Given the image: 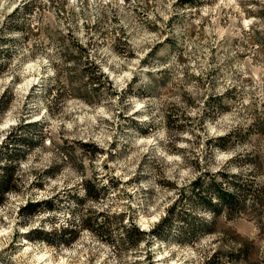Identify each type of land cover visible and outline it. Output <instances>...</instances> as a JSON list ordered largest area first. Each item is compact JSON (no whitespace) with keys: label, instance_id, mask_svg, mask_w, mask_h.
Masks as SVG:
<instances>
[{"label":"rangeland","instance_id":"374dc122","mask_svg":"<svg viewBox=\"0 0 264 264\" xmlns=\"http://www.w3.org/2000/svg\"><path fill=\"white\" fill-rule=\"evenodd\" d=\"M28 1L0 0V49L16 9L23 29L0 57V145L20 126L39 138L0 207V264H202L214 253L245 264L229 257L241 244L260 264L264 203L215 218L190 244L149 236L114 249L82 230L54 248L26 236L85 210L147 234L174 204L208 222L184 194L218 173L241 176L264 201V0H36L25 14ZM84 180L104 185L98 202H74ZM42 201L55 209L19 216Z\"/></svg>","mask_w":264,"mask_h":264},{"label":"trees","instance_id":"16d2710c","mask_svg":"<svg viewBox=\"0 0 264 264\" xmlns=\"http://www.w3.org/2000/svg\"><path fill=\"white\" fill-rule=\"evenodd\" d=\"M180 1L187 6H193L195 3L194 0ZM49 2L51 5L56 3L54 0H50ZM35 3L36 0L27 2V5L22 8L25 14L32 12V10L28 8V5H33ZM17 12L18 10L16 9L14 13L8 17L9 21H12L8 22L9 24L6 23V33L8 36L1 41L5 48L0 49V57L7 56L9 53L6 45L13 41L10 36L19 31L23 32V29L18 28L13 22ZM77 47L79 50L85 51L82 47ZM84 63L89 64L92 62L85 61ZM1 67H3V64H0V70ZM214 109L216 108L214 107ZM168 119L169 116L166 117V120L167 126L171 129L172 124ZM21 130L22 127L20 126L11 131L0 145V207L5 204L9 194L18 192V186L19 183H21L19 174L20 164L25 160L27 152L32 151L36 147L38 140L35 139H39L29 138L21 134ZM221 139L220 141L227 142L226 140L228 137ZM218 175L220 180H216L215 176H212L207 182H203L200 177L196 178L191 183L190 193L187 194L188 196L184 194L185 198L191 200V204L187 205L188 209L192 210L195 206L201 207V209L211 216L212 220L208 222L202 219L198 220L196 217L192 218L184 209L181 212L176 211L174 204L167 211L165 218L147 234L140 231L133 222L123 223V216L119 215L117 221H115L116 224H114V221H109L111 217L106 219L102 212L94 216L91 215V213L94 214V212L85 210L84 214L78 216L73 222L65 224L58 230H51L50 233H46L43 230L29 231L26 238L29 241L43 242L47 246L58 248L60 246H69L75 241L74 234L85 230L114 249L124 247L130 249L131 247H136L149 236L163 242L173 241L174 243L190 244L199 234L212 232L210 227L215 218L225 215L230 219L231 217L234 218L241 215L248 207L256 209L263 206L264 201L257 193V189H254L250 183L245 182L241 176L239 177L238 175L228 173H218ZM101 183L102 182H98L96 184L84 180L83 197L85 199L74 198V202L77 205L85 200L98 202L99 199H101L100 197L105 194L104 185H101ZM182 193H184L183 190ZM179 197L180 200H183V194H180ZM54 207L52 201L28 202L19 209L18 214L22 219L29 220L43 212L51 213L53 209H55ZM174 221L177 223V228ZM117 225L120 227V234L118 236L114 233V231L117 230ZM250 255L247 246L241 244L234 253L229 255V257L231 262L237 261L248 264L252 261ZM219 256L218 253H214L202 264H220ZM258 263H264V258Z\"/></svg>","mask_w":264,"mask_h":264}]
</instances>
